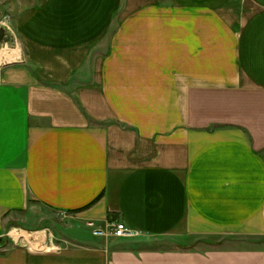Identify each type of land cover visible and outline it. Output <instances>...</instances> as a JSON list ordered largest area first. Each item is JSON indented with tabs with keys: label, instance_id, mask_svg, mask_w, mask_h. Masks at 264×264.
I'll use <instances>...</instances> for the list:
<instances>
[{
	"label": "crops",
	"instance_id": "0c3cea01",
	"mask_svg": "<svg viewBox=\"0 0 264 264\" xmlns=\"http://www.w3.org/2000/svg\"><path fill=\"white\" fill-rule=\"evenodd\" d=\"M0 17V264H264V0Z\"/></svg>",
	"mask_w": 264,
	"mask_h": 264
},
{
	"label": "built area",
	"instance_id": "2783aa9c",
	"mask_svg": "<svg viewBox=\"0 0 264 264\" xmlns=\"http://www.w3.org/2000/svg\"><path fill=\"white\" fill-rule=\"evenodd\" d=\"M7 26V17H0V27ZM94 234L103 236V235H111L117 238H134L139 235V231L129 226L127 223L123 221H117L110 225V231H103L101 229H94Z\"/></svg>",
	"mask_w": 264,
	"mask_h": 264
},
{
	"label": "water",
	"instance_id": "95a60500",
	"mask_svg": "<svg viewBox=\"0 0 264 264\" xmlns=\"http://www.w3.org/2000/svg\"><path fill=\"white\" fill-rule=\"evenodd\" d=\"M6 44L10 47H14L15 37L10 31L7 30V28L0 27V48Z\"/></svg>",
	"mask_w": 264,
	"mask_h": 264
},
{
	"label": "rangeland",
	"instance_id": "374dc122",
	"mask_svg": "<svg viewBox=\"0 0 264 264\" xmlns=\"http://www.w3.org/2000/svg\"><path fill=\"white\" fill-rule=\"evenodd\" d=\"M18 42V41H17ZM18 44V43H17ZM19 47V46H18ZM5 50H4V59L6 60V61H12V60H14V59H20V58H18V57H16L15 56V54L13 53V50L11 49V47H9V45H7V46H5V48H4ZM10 50H11V53H10V57L6 54V52H10Z\"/></svg>",
	"mask_w": 264,
	"mask_h": 264
},
{
	"label": "bare ground",
	"instance_id": "6f19581e",
	"mask_svg": "<svg viewBox=\"0 0 264 264\" xmlns=\"http://www.w3.org/2000/svg\"><path fill=\"white\" fill-rule=\"evenodd\" d=\"M14 51L16 52L15 55H19L18 52H17L16 50H14Z\"/></svg>",
	"mask_w": 264,
	"mask_h": 264
}]
</instances>
